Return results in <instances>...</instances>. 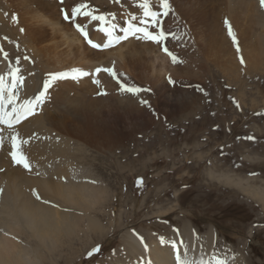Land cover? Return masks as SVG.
Masks as SVG:
<instances>
[{"label": "rangeland", "instance_id": "obj_1", "mask_svg": "<svg viewBox=\"0 0 264 264\" xmlns=\"http://www.w3.org/2000/svg\"><path fill=\"white\" fill-rule=\"evenodd\" d=\"M47 1L54 9L59 7L58 9L71 11L75 6L84 4L88 9L87 7L82 9V13L91 11L89 13L92 15L104 16V21L93 20L91 15L83 14H78L72 19L80 24L92 25L94 23L92 26L94 32L89 39L100 45L109 40V37L101 30L104 27L109 28L114 37L120 36L129 23H135L137 27H151L154 31L160 30L162 27L166 34V40L156 43L147 39L143 40V33H135L119 45L104 50L91 47L87 43L88 39L83 38L89 47V52L94 50L92 54L90 52L88 55L91 59L93 53L94 57L98 58L97 52H105L103 59L107 61V59L117 56L116 53L119 52V49H123L121 51L122 58H119L118 62L115 61L110 66L104 67V69H112L116 74L115 77L107 71L105 73L102 69L104 78L108 77L103 79L104 81L95 77L91 80L93 94L99 96L101 93L105 96L107 103L105 107L109 106V109L104 108L111 113H108L110 117L116 116L115 120L114 116H112V120L108 118L110 119L107 122L109 131H113L115 125L121 124V127H117L121 129L122 137H124L123 141L117 145L103 148V152L99 151L97 147H93L94 149L92 148L91 151L93 171L100 173L99 175L105 179L113 194L112 200L110 199L104 208L105 215L100 214V217L105 224L111 220L116 223L114 230L104 237L94 236V240L90 242L86 241L87 238L81 242L77 240L71 248L72 251L67 248L64 252H60V259L55 264H118L126 262L130 258L123 237L127 229L136 230L149 241V233L165 236L171 233L172 228H180L182 223L187 221H190L201 234L207 232L211 226L216 229L218 233L216 251H225L228 246H232L231 254L242 253L244 262L247 264H264V6L261 5L260 0H168L171 11L167 16L160 17L159 26L150 22L142 23L145 19L143 10L139 7L142 0H84L85 3L83 0ZM79 1L80 3H78ZM18 2H20L19 5ZM242 2H246V4ZM22 3V0H0V12L7 14L9 10L33 8L30 4L23 5ZM149 3L153 9L155 8L153 11H162L161 0H149ZM70 4H74V6ZM71 6L72 8H70ZM199 8L204 12L201 13L203 10L199 11ZM171 12L174 13V17ZM6 16V18L0 17V24L6 26L7 29V32L0 30V46H3L15 62L20 57L28 59L30 56L27 54L31 52V48L22 45L17 38L18 35L13 34L15 31L13 33V30L10 31L12 24H9L10 17ZM202 16H205L206 19L203 20ZM79 17L86 20L82 21ZM202 20L204 23L201 22ZM225 20L231 25L237 38L239 52L236 44L228 35V26L225 24ZM206 22L212 28L206 25ZM74 29L77 31L76 27ZM13 38H16L18 43ZM103 38H106L105 42L101 43L100 40L102 41ZM142 43H144V47ZM68 45L60 46V50L65 53ZM76 45H80V42L74 43V46L71 47L74 49L77 47ZM165 47L175 55L176 62H173L172 57L163 50ZM260 48L263 49L262 52L259 50ZM106 51H109L110 54ZM63 52L59 54H64ZM136 52L137 54H135ZM125 54L126 56H124ZM138 55L139 58H137ZM241 56L244 59V64L240 62ZM94 57L91 64L97 63V67L100 66V63L97 62L99 58L96 60ZM135 57L136 59H133ZM66 58L64 55L63 59L66 60ZM144 58H146L145 61ZM147 58L151 62L150 68ZM161 59L166 61V64ZM151 60L157 64L152 65L154 62ZM120 62L125 63L126 66L120 67L119 65L122 64ZM143 63L147 66L145 67ZM164 65H167V68ZM74 66L77 65L69 67L73 68ZM141 66L145 69H142ZM152 66L156 70L158 67H163L162 71L158 68L161 71H158L159 74L163 73V76L161 74L160 76L157 71L155 73ZM66 68L64 66L59 67V70L58 68L49 69L50 71L57 70L60 73ZM81 69L77 72V79H74V81L76 80L75 84H78L77 88H80V80L90 79L93 77V72L94 76L98 73L96 69L93 72ZM139 69H142L144 74L141 75L142 72ZM85 71L87 75H90L79 76L81 72L86 73ZM138 77L142 79H138ZM158 77L163 78L159 80ZM95 80L99 83L94 82ZM162 81L167 82L162 83ZM150 83L153 85L151 86ZM121 84L127 87H137L140 91L131 93L122 90ZM158 87L160 88L159 92ZM161 87H165L162 89L163 91ZM130 96L137 100H132ZM162 96L164 99L161 98ZM181 97L184 98L183 100L189 97L185 108L183 102L178 101V98L182 100ZM172 99L178 104L174 103L175 101ZM113 100L118 107H114ZM115 100L122 102L119 103L120 106ZM147 100L150 107L145 103L138 107L139 103ZM119 109L120 111H118ZM145 109L150 110L149 113ZM113 110L116 111L113 112ZM128 110L132 114H138L139 117L138 115L133 116L131 113L130 116ZM137 110L140 111V114ZM141 110H145L144 114H141L143 112ZM117 111L120 115H116ZM122 114L125 116H121ZM133 121L135 123L139 121V124L132 123ZM128 122L132 124L129 125ZM249 137L253 139H249ZM99 153H102L106 158L101 156L99 159ZM253 188L254 190H252ZM257 189L259 190L257 191ZM97 246H99V250L89 256L88 253Z\"/></svg>", "mask_w": 264, "mask_h": 264}, {"label": "bare ground", "instance_id": "obj_2", "mask_svg": "<svg viewBox=\"0 0 264 264\" xmlns=\"http://www.w3.org/2000/svg\"><path fill=\"white\" fill-rule=\"evenodd\" d=\"M22 2L23 5L25 3L27 5L29 4L32 5L33 8H27V9L25 8V10H18V9L9 10L8 8L9 11L7 12V14H3V12H0V17L4 18L6 15L10 17L9 24L10 25L12 24L10 26V31L13 30L12 33L15 31L13 34L16 33L15 35H18L17 38H19L18 40L21 41L22 45L31 48V52L27 54V56L30 57L28 59H24V57H20L17 59L19 61L18 63L13 61L10 55L8 54H7V59H5L4 53H7V51L4 50L3 46H0V49L2 47V52H0V75H4L6 82L11 84V77L8 75V73L11 71V69H16V68L19 69L18 74L23 77V83L17 86V94L20 100L34 98L41 91H44L45 90L44 85L46 81H50V85L46 91V95L43 99V102L37 105L35 114L32 117L28 118L26 121H24L18 128V130L21 132V134H19L20 149L24 154V156L27 158L28 163L30 164V168H25L23 164H13L9 160L6 161L2 159V162L0 163V264H55V262L59 261L60 259V252H64L67 248L68 250L72 251L71 248L75 245L74 243L77 240H80L81 242V240L87 238L86 241L88 242L89 240L90 242L94 240L95 238L94 236H97L98 238L104 237L110 232H112L115 227L116 222H114V220H111L108 222V224H105L101 219L102 217H100V214L105 215L106 210H104V208L112 198L111 196L113 194L111 192L110 187L107 185L105 179L99 175L100 173H95L93 171L92 169L93 164L91 162V155H92L91 151L93 147L95 148L97 147L99 151L103 152L102 151L103 148H107L109 145L112 147L114 145H117L118 143L123 141L124 137H122L123 132L121 131V129L120 128L118 129V127L121 124L119 126L118 124L117 125L114 124L116 127H113V131H109L107 127V122L114 115L110 117L109 114L111 113L107 110L109 109L108 108L109 106L105 107L106 106L105 104H107L106 97L103 96L100 92H99L100 93L99 96H95L93 94L94 91L91 80L95 77L98 80L100 79L101 81H104L105 78L108 76L104 78L105 75H103L102 71L98 72L97 75L94 76V72H93L94 69L97 68L104 69V67L110 66L112 63H115V61L118 62V59L122 58L121 51L123 49L122 50L119 49V52L116 53L117 56H115L113 59H107V61L103 59L105 56V52H97V56L99 60L98 58L94 57V53H93L92 56L94 57V59L98 60L97 62L100 63V66L97 67L96 62H95L96 64L92 65L91 62L93 61V57L91 59L89 58L88 55H90L89 54L90 52L92 54L94 50L93 51L90 50L89 52V47L85 43L83 39L84 37L81 35V32H77L76 29H74L76 27L74 25L76 21L72 20L73 18L71 19L64 18V11H67L69 14H71V10H63L61 8L58 9L59 7L54 9L50 5L51 3L48 2L47 0H22ZM19 3L20 2H18V5ZM78 3H80V1ZM243 4H246V2ZM70 5L74 6V4H70ZM72 6L70 8H72ZM91 8L92 7H90V9ZM202 10L203 9L200 10L199 8V11ZM203 12L204 10L201 13ZM171 13L173 14L174 17V13L173 12ZM188 13L193 14L192 12H188ZM197 13L198 12L196 8V14ZM247 14L249 15L250 13ZM188 15L192 17L190 14ZM258 16L260 15L258 14ZM13 17H15V19H13ZM202 17H204L203 20L206 19L205 16ZM79 19L81 18L79 17ZM203 20L201 21L202 23H204ZM81 25L84 26L89 39L94 32V28L92 27L94 23L92 25H87V24H81ZM206 25H208V22H206ZM5 27L0 24V30L2 32L5 31L7 32V29ZM209 27L212 28V26ZM21 29H23V31H21ZM209 35L212 34L209 33ZM105 39L103 38L102 41L100 40V42L104 43ZM142 39L144 40V38ZM14 41L18 43L16 38L14 39ZM76 42H80V45H76L77 47L74 48L75 49L74 50L71 46L72 45L74 46V43ZM66 44L69 45L64 53L63 51L60 50V46L62 47ZM142 44L144 47V43ZM259 50L262 52L261 48ZM136 51L138 50L136 49ZM62 52L64 54H59ZM106 52L109 53V51ZM153 52L155 51L153 50ZM135 54H137V52ZM64 55L67 57L66 60L63 59ZM124 56H126V54ZM109 57L112 58L111 56ZM139 57L140 56L138 55L137 58ZM159 58L160 57L158 56V59ZM167 58L170 59V57ZM133 59H136V57ZM140 59L142 61L143 57ZM145 59L146 58H144V61ZM163 59L166 60V58ZM154 61H156V58H154ZM148 63L150 64V66L148 65V67L150 68L151 62H149V60ZM74 64L77 66H74L73 68L69 67L70 65H74ZM154 64L157 63L155 62L152 63V65ZM95 65L96 67H93ZM64 66L65 68L67 67L66 70H62L63 69L62 68L61 69L62 71H60V73H66V74L74 73L75 77L70 79L64 76L62 78H57L53 80L50 74L59 73V72H57V70L56 71H52V70L56 68H58L59 70V67H64ZM119 66L124 67L126 65L125 63H122ZM164 66H166L167 68V65ZM145 67L143 68L145 69ZM169 67L170 65L168 66V68ZM49 68L52 70L50 71ZM81 68L87 69V72L89 70L92 71L93 77H91L90 79L88 78L84 79L82 77L83 80H80V82L78 81L80 88H77L78 84H75L76 80L74 81V79L75 78L77 79V72L78 70L81 71L82 70ZM153 68L152 70L155 69V73H157L160 70L162 71L163 67L162 68L158 67L160 70H158V68L157 70L156 68L154 69ZM128 69L129 67L127 68V70L125 69L126 72L128 71ZM142 69L139 70L142 72L143 71ZM104 72L106 73V71ZM142 74L144 73L142 72L141 75ZM160 74L163 76V73ZM128 75H132V74H128ZM139 78L141 77H138V79ZM158 78L160 80V78L163 77H158ZM167 81H162V83ZM147 82H151V81H147ZM152 82L155 84L153 80ZM153 83H150V85L152 86ZM108 86L106 87L110 88ZM110 86L112 87V85ZM141 87L143 86L141 85ZM164 88L161 87V90ZM159 89L160 88L158 87V92L160 91ZM171 90H175V89H171ZM179 92L181 91L179 90ZM176 93L178 94V92ZM114 94L116 93L114 92ZM193 95L191 96V98L193 97ZM161 98H163V96ZM188 98L189 97H187V99L185 98L186 100H183L184 99L183 97H181L182 100L178 98L179 102L180 101L181 103L183 102L184 108L185 106H187ZM144 100H146V98ZM120 102H118L117 104L119 105ZM174 103L178 104L176 101ZM113 104L114 107L117 106L115 105L116 104L115 102ZM140 104H142V102L139 103L138 107H141ZM132 106L135 105L133 104ZM148 106H147V110H148ZM104 107L107 109H105ZM125 108L127 109V106ZM145 110L144 111L141 110L143 111L141 112V114L142 113L144 114ZM147 110L146 112L149 113L150 110L149 111ZM180 110L182 111V109ZM115 111L113 110V112ZM118 111H120V109ZM139 112L140 111H138V113ZM130 113L131 111H129V115ZM116 115H120L119 112ZM132 115L137 116L138 114L135 113ZM121 116H125V114H122ZM121 116L120 118H123ZM115 117L116 116H114L113 119ZM124 119L126 118L124 117ZM132 123L135 122L133 121ZM131 124L129 123V125ZM139 128L142 127L139 126ZM139 128L137 127V129ZM21 141L23 143H21ZM101 156L102 158H106L102 153H99L98 155L99 159ZM252 190H254V188ZM258 190L259 189H257V191ZM37 194L39 195V198H37ZM123 237L127 246L125 248L128 249L127 251L130 255V258L126 262L118 261L119 262L118 264H177L176 249L173 247V243H175L176 247L180 250L181 258L189 261L190 264H217L218 260L223 261L224 264H247L246 262H244V257L242 253L238 252L231 254L233 249L232 246H228V248H226L225 251L215 250V246L218 239V233L213 226H211L207 230V232L201 234L199 233L198 230L195 229L194 225L190 221H187L182 223L180 228H175V229L172 228L171 233L165 236L164 235L157 236L155 234L149 233L148 235L149 241L145 239V236L138 233L136 230H132V229H127L126 232L123 234ZM140 237L143 238V242H141ZM145 245H147V247H145Z\"/></svg>", "mask_w": 264, "mask_h": 264}, {"label": "snow or ice", "instance_id": "obj_3", "mask_svg": "<svg viewBox=\"0 0 264 264\" xmlns=\"http://www.w3.org/2000/svg\"><path fill=\"white\" fill-rule=\"evenodd\" d=\"M63 2V0H62ZM261 5L264 6V0H260ZM87 6L84 4L78 5L74 7L71 11V14H69L67 11H64V18L65 19H71L77 16L78 14H83L85 16H92L93 20H101L104 21L105 17L104 16H95L92 15L89 12H81L82 9L86 8ZM139 7L143 10V16L144 20L142 23H152L155 25H160V17L161 16H167L169 12L171 11V6L168 3V0H161V9L162 11L157 12L152 10V6L149 3V0H142L140 3ZM15 19V17H13ZM225 24L228 26V35L232 38L233 43L236 44L237 46V51L239 52V44L237 41V38L235 34L232 31L231 25L228 23L227 20H225ZM76 28L85 36L86 39H88V34L85 30V28L77 24ZM105 34L109 37V40L107 43L104 45L100 44H95L93 41L88 39V43L92 45L95 48H102V47H109L115 42H119L121 40L127 39L129 35H134L135 33H143V38L154 41L156 43H161L165 38L166 34L163 31L162 27L160 28V31L158 34H154V32L148 31L147 27H137L131 23H129V26L127 28L123 29L124 35L123 36H113L112 32L109 30V28L104 27L101 29ZM23 31V29H21ZM138 39L141 37H137ZM169 56L172 57L173 62H176L177 58L175 57L174 54L168 51V49L165 47L163 49ZM0 52H2V49H0ZM5 59H7V53H4ZM19 61L17 60V63ZM240 62L241 64H244V59L241 56L240 57ZM102 69L97 68L96 72H100ZM103 71L109 72L113 77H115V72L112 69H103ZM19 69H11V71L8 73V75L11 77V87H9L8 83H6L5 76L0 75V125H5L7 126L8 129H13V126L15 124L20 123L22 120L27 119L29 116H32L35 114L36 106L39 105L40 103L43 102V99L46 95V91L50 85V81H46L44 85V91H41L39 95L35 96L34 98L30 99H24L22 102L17 103L19 96L17 94V86L19 84L23 83V77L20 76L19 74ZM81 75H87V73H80ZM51 78L57 79V78H62L66 76V73H54L50 74ZM96 83H99V81H94ZM121 89L131 92V93H137L140 91L139 88L137 87H127L126 85L121 84ZM7 93V94H5ZM142 103L147 104V101H142ZM11 105V110H8V106ZM239 107V105H237ZM3 129H0V132H2ZM18 133H13L11 134V141H12V148L13 150L11 151V156L12 159L15 163L17 164H23L25 168H30V164L28 163L27 158L21 153L17 151V141H18ZM249 139H253L252 137H249ZM21 143H23L21 141ZM3 145V137L0 136V146ZM37 198H39V195L37 194ZM141 242H143V238L140 237ZM147 247V245H145ZM173 247L176 249V261L177 264H190L189 261L184 260L181 258V253L180 250L176 247L175 243H173ZM99 250V246L97 248L92 249L91 252L88 253L89 256H91L94 252H97ZM186 255V252H185ZM217 264H224L223 261H217Z\"/></svg>", "mask_w": 264, "mask_h": 264}]
</instances>
